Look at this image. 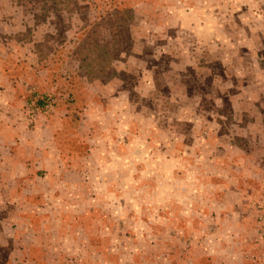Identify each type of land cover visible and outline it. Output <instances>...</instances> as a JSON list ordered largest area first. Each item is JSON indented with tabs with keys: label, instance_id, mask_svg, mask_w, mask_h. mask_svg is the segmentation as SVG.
Here are the masks:
<instances>
[{
	"label": "rangeland",
	"instance_id": "1",
	"mask_svg": "<svg viewBox=\"0 0 264 264\" xmlns=\"http://www.w3.org/2000/svg\"><path fill=\"white\" fill-rule=\"evenodd\" d=\"M0 264H264V0H0Z\"/></svg>",
	"mask_w": 264,
	"mask_h": 264
},
{
	"label": "trees",
	"instance_id": "2",
	"mask_svg": "<svg viewBox=\"0 0 264 264\" xmlns=\"http://www.w3.org/2000/svg\"><path fill=\"white\" fill-rule=\"evenodd\" d=\"M39 105L44 107V104L42 103V100H39Z\"/></svg>",
	"mask_w": 264,
	"mask_h": 264
}]
</instances>
